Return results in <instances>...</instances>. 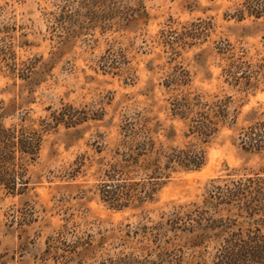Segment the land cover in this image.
Listing matches in <instances>:
<instances>
[{"label": "rangeland", "instance_id": "1", "mask_svg": "<svg viewBox=\"0 0 264 264\" xmlns=\"http://www.w3.org/2000/svg\"><path fill=\"white\" fill-rule=\"evenodd\" d=\"M238 1L0 0V124L51 125L26 189L0 190V264H219L240 219L203 202L208 182L264 167L238 139L264 111V17ZM208 108L226 116L202 142ZM130 129L205 162L149 180L150 154L110 179Z\"/></svg>", "mask_w": 264, "mask_h": 264}, {"label": "trees", "instance_id": "2", "mask_svg": "<svg viewBox=\"0 0 264 264\" xmlns=\"http://www.w3.org/2000/svg\"><path fill=\"white\" fill-rule=\"evenodd\" d=\"M234 12L237 19L245 15L254 18L264 17V0H239ZM262 76L264 77V73ZM223 112V109L215 111L209 108L206 111H196L200 118L190 120L192 122V125H189L190 133H194L202 142H207L217 131L219 126L217 123L224 120L226 113ZM66 115L53 114L51 120L56 123L64 120ZM68 122L75 121L69 117ZM50 126V122H43L39 127L24 123L9 126L0 124V190L5 194L13 195L26 189L28 165L38 156L43 131ZM130 130L126 134L128 151L124 154L123 161L113 164L111 174L108 175L110 179L117 181L121 177L116 176L127 175V172L132 171L133 166L137 165L140 157L142 164L145 161L144 156L148 158L150 154L153 156L147 161L151 167L149 170L144 167L149 173L143 172L149 180L166 177L168 171L175 168L196 170L205 162V152L201 148H170L163 151L160 146L153 149L149 138L143 137L138 140L135 131ZM238 139L244 149L264 151V111L249 125L240 128ZM116 183L113 184L115 187H126L124 195L133 190L132 184H125V181ZM106 192L105 196L109 202L116 200L115 197L120 193L118 190L116 193ZM205 193L203 202L208 206L222 205L226 214L234 216L235 221L237 218L240 219L236 222L237 230L224 237L217 248L219 264H264V167L259 172L245 176L210 179ZM219 218L222 221V217ZM206 219L204 217V220ZM199 221L201 220H196ZM244 224L248 226L242 227Z\"/></svg>", "mask_w": 264, "mask_h": 264}]
</instances>
